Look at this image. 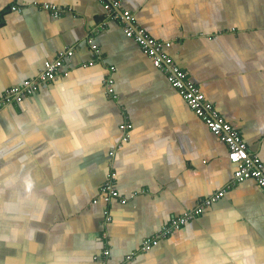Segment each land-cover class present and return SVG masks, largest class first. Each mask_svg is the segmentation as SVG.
Instances as JSON below:
<instances>
[{"label":"crops","instance_id":"obj_1","mask_svg":"<svg viewBox=\"0 0 264 264\" xmlns=\"http://www.w3.org/2000/svg\"><path fill=\"white\" fill-rule=\"evenodd\" d=\"M120 1L264 163V0ZM68 48L56 80L0 111V264H264L263 189L229 188L227 145L104 0H0V95ZM111 169L126 203L95 201Z\"/></svg>","mask_w":264,"mask_h":264},{"label":"built area","instance_id":"obj_2","mask_svg":"<svg viewBox=\"0 0 264 264\" xmlns=\"http://www.w3.org/2000/svg\"><path fill=\"white\" fill-rule=\"evenodd\" d=\"M104 2L109 17L121 22L125 34L139 44L142 51L152 60L153 64L167 75L169 82L178 90L186 103L208 126L209 130L227 145L229 159L235 166L234 179L229 185V188L247 180H254L264 191V163L256 153L250 152L248 144L242 137L241 131L234 127L218 111L216 106L207 99L201 88L191 80L188 73L165 50L164 42L150 35L146 29L137 23L136 16L133 12L125 9L120 0H104ZM44 8L52 11L55 16H58L60 13L57 8L48 3L44 5ZM13 9L19 10L20 7L13 6ZM73 53V49L68 48L64 50L59 53L57 59L45 63L38 78L26 79L19 85L7 88L0 95V111L12 104L22 103L26 97L36 93L41 84L56 80L65 61ZM112 70H114V67ZM113 83V78L108 77L106 90L111 96L115 93ZM131 127L132 124L129 122L121 125V128L124 130H129ZM113 154L114 152L112 151L111 155ZM116 180L117 173L111 169L99 189V196L95 200L96 202L100 199L106 204H111L116 199H120L123 203L127 202V199L119 191ZM226 190L215 192L207 198L202 199L197 207L186 212L184 215L172 217L161 233L145 240L143 249L149 250L163 238L168 237L174 230L184 226L189 220L200 214L207 206L224 196ZM106 216L107 219L110 218L107 211ZM105 254L108 255L109 251L105 250Z\"/></svg>","mask_w":264,"mask_h":264},{"label":"trees","instance_id":"obj_3","mask_svg":"<svg viewBox=\"0 0 264 264\" xmlns=\"http://www.w3.org/2000/svg\"><path fill=\"white\" fill-rule=\"evenodd\" d=\"M168 223H169V222H168ZM154 246H155V245H154ZM154 246H152V247H154ZM152 247H151V248H152Z\"/></svg>","mask_w":264,"mask_h":264}]
</instances>
